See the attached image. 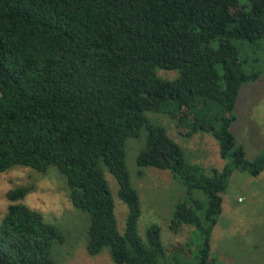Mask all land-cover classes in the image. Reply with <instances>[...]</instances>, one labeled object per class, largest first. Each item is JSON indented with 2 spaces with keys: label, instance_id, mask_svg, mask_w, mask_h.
<instances>
[{
  "label": "trees",
  "instance_id": "trees-1",
  "mask_svg": "<svg viewBox=\"0 0 264 264\" xmlns=\"http://www.w3.org/2000/svg\"><path fill=\"white\" fill-rule=\"evenodd\" d=\"M262 38L264 0H0V174L57 169L68 200L87 214L88 255L107 248L115 264H180L169 256L176 246L165 253L157 224L145 239L137 232L140 203L124 146L144 128L136 164L167 170L187 188L170 228L200 230L193 264H214L210 233L233 168H264V158L246 159L230 131L241 86L262 72L244 68L243 45ZM157 69L177 75L161 78ZM147 112L165 113L183 136L210 132L224 166L198 171ZM104 170L128 208L123 233ZM33 187L6 192L0 264H58L52 247L65 235L22 202Z\"/></svg>",
  "mask_w": 264,
  "mask_h": 264
},
{
  "label": "rangeland",
  "instance_id": "rangeland-1",
  "mask_svg": "<svg viewBox=\"0 0 264 264\" xmlns=\"http://www.w3.org/2000/svg\"><path fill=\"white\" fill-rule=\"evenodd\" d=\"M241 5L245 0H240ZM241 54L247 58V71L261 69L260 77L244 83L238 93L234 107L235 120L230 131L237 144L243 147L248 160L264 158V38L259 45H243ZM161 78H175V70L157 69ZM154 124L163 126L168 136L181 146L186 160L198 171L209 174L213 168L221 169L226 160L218 150V143L207 130L183 136L176 132L174 121L162 112H147ZM146 137L144 128L137 136L129 137L124 146L125 166L131 185L138 192L140 216L137 221L138 235L145 239V230L155 223L160 228V239L165 253L176 246L171 261L193 264L199 257L202 233L192 226L183 225L182 230L170 228L171 216L177 201L186 197L187 188L169 171L154 167H140L136 156L143 147ZM104 177L111 194L117 229L123 233L128 208L118 194L116 179L106 170ZM34 184L22 202L41 212L48 222L57 226L65 235L63 243L52 247V257L58 264H115L107 248L96 255L85 250L87 214L72 206L68 200L64 179L54 167L41 174L29 167H13L0 174V220L10 201L6 192L18 185ZM196 190L192 193L195 196ZM210 259L214 264H264V168L251 174L234 167L228 178L227 188L222 193V210L210 233Z\"/></svg>",
  "mask_w": 264,
  "mask_h": 264
}]
</instances>
